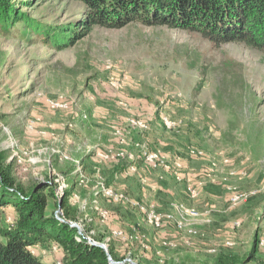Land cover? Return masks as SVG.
I'll list each match as a JSON object with an SVG mask.
<instances>
[{
    "label": "rangeland",
    "instance_id": "rangeland-1",
    "mask_svg": "<svg viewBox=\"0 0 264 264\" xmlns=\"http://www.w3.org/2000/svg\"><path fill=\"white\" fill-rule=\"evenodd\" d=\"M21 1L42 25L65 24L81 12L71 2H12ZM0 149L24 188L50 177L62 198L65 180L72 184L68 204L78 222L70 225L79 234L87 229V240L111 243L120 260L241 257L256 238V257L264 261L263 52L136 23L94 28L58 50L17 25L0 35ZM146 150L164 164L146 162ZM120 163L123 171L107 187ZM106 190L125 200L113 201ZM140 205L154 206L160 229ZM179 207L200 215L188 218L195 235L178 228ZM1 211L10 223L12 207ZM54 217L64 221L61 210ZM33 253L44 264H63L56 247Z\"/></svg>",
    "mask_w": 264,
    "mask_h": 264
},
{
    "label": "trees",
    "instance_id": "trees-1",
    "mask_svg": "<svg viewBox=\"0 0 264 264\" xmlns=\"http://www.w3.org/2000/svg\"><path fill=\"white\" fill-rule=\"evenodd\" d=\"M13 0H0V35L12 34L14 27L23 24L32 36L43 38L58 50L73 46L88 36L94 28L116 30L136 23L145 27H166L198 35L214 46L243 44L264 53V0H57L80 6V15L65 24L42 25L31 19ZM33 0H27L25 8H32ZM29 39H26L27 42ZM117 157L119 156L117 153ZM140 164V162H139ZM123 163L116 164L108 173L105 185L111 186L113 178L122 172ZM65 183L62 198L56 196V183L50 177L36 180L29 187L16 184L12 165L0 149V264H44L33 253L34 249L51 250L56 247L62 253L63 264H109L120 260L111 243L107 254L88 243V230L82 234L71 227L78 222V213L68 204L73 186ZM52 201L51 211L49 203ZM14 210L12 221L2 219V209ZM61 210L64 221L54 217ZM123 216V215H122ZM93 241L102 243L100 238ZM117 238V237H116ZM118 239V238H117ZM111 242V241H110ZM127 241L126 243H128ZM253 239L250 251L241 257L220 253L206 261L186 259H136L138 264H264L256 257ZM136 256V255H135ZM135 256L129 257L134 261Z\"/></svg>",
    "mask_w": 264,
    "mask_h": 264
},
{
    "label": "bare ground",
    "instance_id": "bare-ground-1",
    "mask_svg": "<svg viewBox=\"0 0 264 264\" xmlns=\"http://www.w3.org/2000/svg\"><path fill=\"white\" fill-rule=\"evenodd\" d=\"M130 123L133 126H135L136 128L140 129V130H144V129L147 128L146 124H144L142 121L131 120ZM142 149H144V146L142 147ZM142 156H143V158H144V160L146 162L151 163L153 165H155L156 163H158L159 165H163L164 164V161H165L163 159V156L157 155V153L149 152L147 150L142 153ZM129 157H131V156H129ZM160 162H162V163H160ZM104 192H105V195H107L109 198L113 199V201H115V202H119V201H122L123 200V197L121 195L114 194L111 190H106ZM192 194H193L192 196L195 197V193H192ZM139 207H140V210L144 214H146V216H147V223L150 226H152V227H154L156 229H160L163 226L162 216L159 215L155 211V208H154L153 205H150L149 207H144V206H141L140 205ZM176 212H177L176 215L175 214L174 215H175V217H178L179 218V222H176L178 228L179 229H185V230H187L188 235H195V231L191 228L190 223H188V218L189 219H194V220L197 219L200 216L197 213V211H194L193 209L192 210H189V208L188 209H185L183 207H179L176 210ZM101 216L105 218L106 213L103 212ZM158 219H159V225H158ZM166 220L167 221H171V220H173V218L172 217H166ZM114 235H116V237L118 239H120V240L127 239L129 241V237L128 236L127 237L126 236H123L122 237L121 232L114 233ZM260 245L262 247H264V240H261L260 241Z\"/></svg>",
    "mask_w": 264,
    "mask_h": 264
},
{
    "label": "water",
    "instance_id": "water-1",
    "mask_svg": "<svg viewBox=\"0 0 264 264\" xmlns=\"http://www.w3.org/2000/svg\"><path fill=\"white\" fill-rule=\"evenodd\" d=\"M71 227L78 228V226H76L75 224H71ZM88 243H90L93 246H97V247L101 248L107 254V256H108L107 246L106 245L100 244V243H96V242H93L91 240H88ZM107 259H108V263L109 264H138V263L133 262L131 260H126V261H123V262H116V261H113L110 256H108Z\"/></svg>",
    "mask_w": 264,
    "mask_h": 264
},
{
    "label": "crops",
    "instance_id": "crops-1",
    "mask_svg": "<svg viewBox=\"0 0 264 264\" xmlns=\"http://www.w3.org/2000/svg\"><path fill=\"white\" fill-rule=\"evenodd\" d=\"M138 121H140V120H138ZM148 136V139L147 140H149L150 138H151V140H150V142H153V139H156V138H154L152 135H147ZM133 137H134V139L136 140V139H139V134L138 133H135L134 135H133ZM157 140V139H156ZM120 153V152H119Z\"/></svg>",
    "mask_w": 264,
    "mask_h": 264
},
{
    "label": "built area",
    "instance_id": "built-area-1",
    "mask_svg": "<svg viewBox=\"0 0 264 264\" xmlns=\"http://www.w3.org/2000/svg\"><path fill=\"white\" fill-rule=\"evenodd\" d=\"M153 160V159H152ZM160 163H162V162H160ZM195 196H196V192H195ZM158 225H159V219H158Z\"/></svg>",
    "mask_w": 264,
    "mask_h": 264
}]
</instances>
